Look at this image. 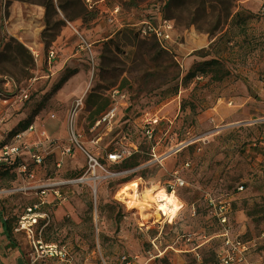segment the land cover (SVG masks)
I'll return each mask as SVG.
<instances>
[{"label":"rangeland","instance_id":"obj_1","mask_svg":"<svg viewBox=\"0 0 264 264\" xmlns=\"http://www.w3.org/2000/svg\"><path fill=\"white\" fill-rule=\"evenodd\" d=\"M160 16L175 26L177 55L134 26ZM84 92L74 131L101 167L90 169L82 152L81 170L38 173L44 191L17 185L18 173H0V217L10 227L1 247L14 264L17 257L120 264L123 256L134 264L154 257L149 264H214L224 238L208 197L231 203L232 236L248 243L247 264H264V0H0V119L9 129L18 122L1 144L48 115L63 120L70 140ZM113 104L116 126L93 130ZM147 118L157 125L151 139ZM156 143L172 153L162 164L151 162ZM131 144L137 150L124 162L108 161ZM174 172L183 209L173 223L156 213L145 229L119 191L139 179L165 190ZM34 204L42 207L29 213ZM38 240L67 256L48 258L38 245L37 252Z\"/></svg>","mask_w":264,"mask_h":264},{"label":"built area","instance_id":"obj_2","mask_svg":"<svg viewBox=\"0 0 264 264\" xmlns=\"http://www.w3.org/2000/svg\"><path fill=\"white\" fill-rule=\"evenodd\" d=\"M118 12V9L115 11ZM137 32L142 38H149L155 40L160 48L168 53L176 54L175 50H172V43L175 39L174 32H175V26L172 23V21L167 20L160 17L154 18H144L143 20L139 21L136 24ZM177 55V54H176ZM54 52L50 51L48 53V58L51 61L54 58ZM177 59V58H176ZM119 91L115 92V94H118ZM28 96L26 93H24L22 98H27ZM122 98H125V96H122ZM5 103L8 100H4ZM84 97L77 99L75 104V113L73 114L72 120L70 122V131H71V139L70 143L71 146L74 148H77L81 150L85 156L88 158L89 162V168L90 169H96L97 167H101L100 162L93 157L89 152L85 150L83 147L81 141L79 140L81 138L80 135H77L74 131V123H75V116L77 111L80 107L83 106ZM118 106L115 104L111 105L107 111H105L94 123L93 130H96L97 128L105 130H112L117 123V114H118ZM4 121L5 119H0V133L8 135V131L4 129ZM156 121L153 119H145L144 125H143V131L145 135L148 138H153L154 133L156 131ZM42 129L44 133L49 135L57 134L60 130V125L55 121L54 116H51L47 119L46 122L42 124ZM36 127L34 125H30L28 129L26 130L27 133H33L35 131ZM21 134H17L15 137V141L12 144H0V165L2 164H11L12 162H15L16 158L20 156V153L23 149L27 147L24 142H21L22 139ZM102 140V137H98L95 139L94 144L98 145L99 142ZM72 147H69L67 149H64L63 151L65 153H71ZM159 147L156 144H153L151 147V162H156L159 164H162L172 153H161L159 152ZM137 147L134 145H130V149H127L126 147H120V150H114L111 151L106 155L108 161H110L113 164H118L124 162L127 158L132 156L134 152H136ZM14 158L12 159V157ZM33 161L36 165H40L42 163V157L40 155H35L33 158ZM23 174L28 172V167L25 165H22ZM30 178H33V174L29 173L28 175ZM183 185V181L180 178H177V172H174V182L171 183L165 191L167 193H176V190L178 187ZM41 186L28 188L29 189H40ZM239 190H242V187L239 188ZM207 205L208 207L213 211L214 216L216 217V220L219 222L220 226L222 227L223 233L222 237L224 238V247L221 249V251L218 253L217 260L214 264H247L246 255L249 251V245L246 242H243L241 240L235 239L232 236V223L230 219V212H231V203L225 199V198H218L214 199L212 197L207 198ZM35 209V207H31L28 209V212L31 213V211ZM38 220L34 219L32 220V223L29 226L36 225ZM28 232H32L31 230H28ZM264 234V233H263ZM37 245L39 246V249L42 250L41 253H45L48 258L51 259H60L62 256L66 257L67 252H63L61 249L58 248L56 244H43L42 240L36 241L35 249L38 252ZM156 258L154 257L150 259L146 264H149L151 261L154 260L156 262ZM36 260L33 261L32 264H35ZM120 264H134L132 259L129 257L123 256L120 258ZM156 264V263H155Z\"/></svg>","mask_w":264,"mask_h":264},{"label":"crops","instance_id":"obj_3","mask_svg":"<svg viewBox=\"0 0 264 264\" xmlns=\"http://www.w3.org/2000/svg\"><path fill=\"white\" fill-rule=\"evenodd\" d=\"M134 26L136 27V25ZM85 95L86 92H84L81 96L85 98ZM51 116H54L55 121L60 125V130L57 134L54 135L44 133L41 127L42 124L46 122L47 119ZM98 118H95L93 120L94 123ZM10 125V129L7 126H4V129L8 132H10V130L12 129H15L18 125V122L15 121V123H11ZM30 125H34L36 127L33 133L26 132ZM18 134L22 135L23 138L21 139V142H24L27 147L21 151L20 156L16 158L15 162H12L11 164L0 165V173H18L17 180L15 181L17 185L23 188L37 187V177L42 175L38 173H68L73 170H81L84 167L85 158L82 154V151L71 146L70 140L66 135L64 122L56 115H48L45 116L44 120H36L32 123H29L28 126L24 127ZM1 135L3 134L0 133V136ZM2 145L4 144L2 143ZM69 147H72V152L65 153L63 150ZM35 155H40L42 157V163L40 165H36L34 163L33 158ZM13 158L14 156L12 157V159ZM22 165L28 167V172L26 173H33V179H29L28 175L23 176V170L21 168ZM23 177H25L26 180H24ZM40 189L44 191L42 188ZM32 206H36V204ZM40 207H42V205ZM5 222V219H2L0 217V264H14V254L4 252L1 247V241L3 240L2 235L4 234L6 237L4 226ZM19 260V257H17L15 259V262L18 263Z\"/></svg>","mask_w":264,"mask_h":264},{"label":"bare ground","instance_id":"obj_4","mask_svg":"<svg viewBox=\"0 0 264 264\" xmlns=\"http://www.w3.org/2000/svg\"><path fill=\"white\" fill-rule=\"evenodd\" d=\"M152 188L145 187V181H137L125 184L118 193L120 200L128 210L136 209L142 215V226L148 229L152 217L158 213L161 219L173 223L184 204L176 196V193H167L165 190L153 192ZM155 208L154 211L152 209ZM142 213V214H141ZM159 224V223H155Z\"/></svg>","mask_w":264,"mask_h":264},{"label":"trees","instance_id":"obj_5","mask_svg":"<svg viewBox=\"0 0 264 264\" xmlns=\"http://www.w3.org/2000/svg\"><path fill=\"white\" fill-rule=\"evenodd\" d=\"M198 74H199V73H197V70H195V71L191 72V73L187 76V78H188L189 80H192V79L196 78V77L198 76ZM65 81H66V79H63L62 82H65ZM103 110H104V106H102V107H100L99 109H97V110H96V114L101 113ZM27 126H28V125H27ZM27 126H26V127H27ZM17 134H18V133H17ZM4 226H5V234H6V237L8 238V237H10V227L8 226V223H7V222L4 223Z\"/></svg>","mask_w":264,"mask_h":264},{"label":"flooded vegetation","instance_id":"obj_6","mask_svg":"<svg viewBox=\"0 0 264 264\" xmlns=\"http://www.w3.org/2000/svg\"><path fill=\"white\" fill-rule=\"evenodd\" d=\"M33 207H35V210L40 209V206H37V205Z\"/></svg>","mask_w":264,"mask_h":264},{"label":"water","instance_id":"obj_7","mask_svg":"<svg viewBox=\"0 0 264 264\" xmlns=\"http://www.w3.org/2000/svg\"><path fill=\"white\" fill-rule=\"evenodd\" d=\"M18 264H24V263H23V261L20 259V260L18 261Z\"/></svg>","mask_w":264,"mask_h":264}]
</instances>
